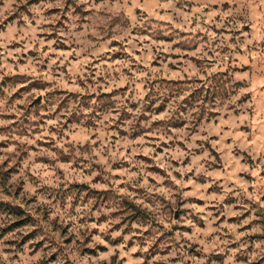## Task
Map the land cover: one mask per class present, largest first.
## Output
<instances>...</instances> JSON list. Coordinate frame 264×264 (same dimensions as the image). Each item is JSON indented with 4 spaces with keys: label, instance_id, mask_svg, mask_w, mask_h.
Wrapping results in <instances>:
<instances>
[{
    "label": "clouds",
    "instance_id": "clouds-1",
    "mask_svg": "<svg viewBox=\"0 0 264 264\" xmlns=\"http://www.w3.org/2000/svg\"><path fill=\"white\" fill-rule=\"evenodd\" d=\"M22 2L27 8L18 11L16 6L21 0H0V72L43 83L38 90L25 93L11 104L9 100L14 94L28 84L2 89L0 114L14 113L19 119L24 116L19 106L26 107L30 96H43L49 114H55L57 89L67 94L65 99L68 96L78 99H72L62 113L63 119L47 120L38 136H32L34 124L39 120L35 114L28 117L33 122L28 126V135L0 133V142H9L7 147L0 148V165L10 158L14 163L21 151L26 153L19 157L22 164L17 165L18 172L10 174L13 192L22 189L21 207L35 200L37 203L30 206L32 215L37 216V206L46 208L48 213L46 222L37 216L44 227V234L38 237L45 241L43 247L36 251L30 240L22 248H12L6 241L22 240L37 226L16 228L0 239V264H37L46 256L52 257V250L63 242L60 233L52 230L55 221L68 230L74 241L91 239L90 247L96 248V254L94 261L89 258L90 264H112L113 255H118L125 264H156L158 260L207 264L206 258L189 256L186 249L196 245L198 251L208 254L218 243L237 245L230 249L232 264H237V253L243 254L239 264L264 260V241L245 239L264 234V229L253 225L248 231H238L258 219L255 213L264 212L261 174L264 173V0ZM183 48L192 49L187 59ZM221 52L239 58L238 62L226 61ZM173 53L181 59H172ZM157 60L160 63L155 66ZM224 74H230L226 89L215 93L207 105L200 100L190 106L194 93L203 91L207 96L214 89L213 81ZM49 92L54 95L48 96ZM106 97L111 98L109 103L104 102ZM13 123L0 119V127ZM154 124L157 127L152 131ZM52 127L57 129L54 137L46 131ZM137 136L140 138L136 139ZM49 137L54 139L51 148L36 144L37 140ZM180 141L187 145L186 149L179 146ZM161 144L166 147L159 154L156 149ZM208 145L220 149L222 172L209 171L215 160ZM65 155L73 160L78 156L83 163L58 164ZM44 157L50 158V162H37ZM143 158H151L164 169L174 186H166L164 176H153ZM97 169L105 170V179L111 181L112 190L121 197L129 195V186L146 190L148 195L144 199L132 194L141 204L152 201L154 196H163L171 204L181 198L188 213L183 221L165 216L160 211L166 208L163 202L154 208L150 202L147 207L161 216V222L183 223L191 231L178 232L171 242L165 240L163 246L170 248L165 256L150 254L145 259L133 255L149 253L160 234L159 228L147 237L143 233L148 229H141L143 245L137 241L129 247L128 241L132 239L129 236L125 242L113 246L109 239L114 240L121 233L112 232L109 238V228L119 221L90 223L93 216L99 219L100 212L93 213L91 204H85L71 191L77 183L108 188V184L93 183L101 176ZM173 172L182 177L191 172L195 175L190 180L177 179ZM114 173L119 180L112 178ZM149 178L156 179L158 184L149 183ZM189 187L192 191L185 190ZM210 188L214 193L216 188L221 191L219 195H207ZM190 197L203 200V206L187 202ZM13 199L0 188V200ZM223 203L240 209L232 210V216L251 213L243 224L230 226L235 237L232 241H219L216 236L219 230L213 227L215 214L209 208ZM117 207H105L104 212L110 214ZM15 219L0 212V229L13 225ZM200 221L205 228L198 226ZM93 230H97L96 234ZM45 237L55 239L57 244L51 245ZM97 245L108 251H101ZM79 247L74 242L66 252L56 251L49 264H67L68 255Z\"/></svg>",
    "mask_w": 264,
    "mask_h": 264
},
{
    "label": "rangeland",
    "instance_id": "rangeland-1",
    "mask_svg": "<svg viewBox=\"0 0 264 264\" xmlns=\"http://www.w3.org/2000/svg\"><path fill=\"white\" fill-rule=\"evenodd\" d=\"M38 3V0H36ZM29 3H33V0H29ZM18 11H24L27 8V5L23 4L22 0L21 3H19L16 6ZM219 17H217V20ZM217 33H219V30L216 29ZM224 34L227 35V29H225ZM201 36L203 33L200 34ZM54 39L55 37H50ZM179 48L180 46L177 45ZM183 53H185V59L188 58V54L192 51V49L189 48H183ZM45 52L47 53V49H45ZM159 55V54H158ZM221 55H223L226 59V61L231 62L233 59H236L238 62L239 58H233L229 56L226 52H221ZM172 59H181V57L177 56L175 53H173ZM12 63H16V61H11ZM21 64H23V61H20ZM160 63L159 60L156 61V65L158 66ZM172 67H176V65H173ZM180 67H183V65H180ZM46 70V69H42ZM0 75H3V80L0 81V97L4 95V92L2 89L5 87L7 88H14L19 83H27L28 87L26 89L22 88L19 92H16L14 96L9 100V104L12 103L15 99H20L23 97V95L27 92H31L33 90H38L41 87L42 81L33 82L29 77L23 76V75H17V74H9L7 72H0ZM230 83V74H224L220 77H217L214 81V89L211 90L207 96H205L203 91H198V93H194L191 97V104L190 106H195V104L203 100L204 103L207 105L210 101H213V97L215 93L222 92L224 89L228 87V84ZM54 94L52 92L48 93V96H53ZM67 94L60 91L59 89L55 92V97L57 99V105H54L53 107H58V111L55 114H49V109L45 107V98L42 97H29L30 103L27 104L25 107L24 105H20L19 107L24 112V116L20 117L19 119L17 116L12 114H0V119H6V120H13L15 123L8 125L7 127H0V133L6 134V135H28V126L29 124L33 123L28 119L29 116L35 114L39 120L34 124V131L32 132V136H38L40 134V127L44 125V123L49 119H57L58 117L63 119L62 113L65 111L67 106L71 104L72 99H78L77 97L68 96V99H65V96ZM111 101L110 97H106L104 102L109 103ZM186 110V109H185ZM201 123H204V120L201 119ZM71 123V121H69ZM187 123V122H185ZM157 125L154 124L152 127V131L156 129ZM183 126H181V129ZM46 131L50 132L52 136L54 137L57 134V129L52 127L46 129ZM195 135V133H193ZM143 135V133L141 134ZM136 139H139L140 137H135ZM8 141L0 142V148L7 147ZM54 143V139L52 137H49L45 140H37L36 144L39 145L40 148H51L52 144ZM179 146L181 148L186 149L187 145L184 144L182 141L179 142ZM166 147L165 144H161L159 147H157L156 151L159 154L163 153V149ZM208 150L211 152L215 163L212 165L211 168H209V171H215V172H222L224 169L223 164V157L220 154V149L214 148L211 145H208ZM2 154V153H0ZM26 153L21 151L19 153L18 158L13 163L11 161V158L3 165H0V188L3 189L4 195L13 197L14 199L8 202H5L3 200H0V212H6L9 215L15 216V222L13 225H9L6 229H0V239H3L8 232L14 231L16 228H22L26 225H33L37 226L34 227V230L26 237H23L22 240H11L6 241V243H9L12 248L18 249L22 248L24 245L28 244V242L31 240L34 243H32V247L39 251L45 241L38 240V237L44 234V227L41 224V220L37 218L39 216L42 218L45 222L47 221V209L42 208L40 206H37L35 211L37 213V216H33L32 212L30 210V206L32 204H36L37 202L35 200H29L27 207H21V204L24 203V200L22 199L23 192L22 189L13 192L12 185H11V173L18 172L17 165L22 164V160L19 159V157L25 156ZM146 160L150 168L149 170L152 171L153 176H164L166 178V186H174L172 185L171 177H168L167 172L164 171V169L160 168L159 166L155 165V162L151 160V158H143ZM76 161H79V163H83L82 160L77 156L75 157V160L69 158L68 155H65L63 157L62 161H58L57 163H67V164H73ZM37 162H50V158L44 157L43 159L38 158ZM187 163L185 166H187ZM179 167V165H176ZM77 167H79V164H77ZM101 172V176L94 179V184H108L109 187L106 189L96 188L92 185H89L87 183H77L71 187V191L73 194L79 196L80 200H82L85 204H91L93 213L99 211L100 217L99 219H96L94 216L89 220L90 223H99V224H106L109 221H119L118 223H112L111 227L109 228V238L111 236L112 232L119 231L121 233L120 236L116 237L114 240L109 239V242L113 246H118L120 243L125 242L127 237L132 236V239L128 241L129 247H131L132 243L139 242L141 245L144 243V239L139 235L142 228H147L148 231L143 233V236L147 237L149 236V233H155L157 228H159L160 234L156 236L155 243H153L152 247L149 249V253H135L134 258H145L148 259L151 256H165L169 253L170 248H165L164 242L165 240H168L171 242V240L176 236L178 232H184L188 231L190 232L191 229L186 227L183 223H172L171 225L168 224L167 220H164V222H161V216L153 210L155 207V204H159L163 202L164 205H166V208H161L160 211L164 212L165 216H170L173 221H183L187 216L188 213L184 210L183 203L181 198H176V203L171 204L167 200L164 199L163 196L160 197H153L152 201L145 200L144 204H141L138 199H135L133 197V193L136 194V196H139L141 199H144L147 197L148 193L143 188L140 189H134L131 186H129V195L121 197L119 196L114 190L111 188V181L106 180L104 176L103 169H97ZM119 169H117V172ZM60 172H63V169H60ZM264 175V173H261ZM173 176H175L177 179H187L190 180L195 175V172L188 173L186 176H181L179 173L173 172ZM113 179L119 180L120 177L113 174ZM79 179V178H78ZM87 179V176L84 178ZM200 182V181H198ZM149 183L151 184H158V181L154 178H149ZM19 187V186H17ZM67 187V185L65 186ZM123 187V185H121ZM64 189L62 188L61 191ZM186 191H192L191 187L185 189ZM221 189L216 188L215 193L213 192V189H209L207 192V195H219ZM227 200V198H225ZM19 201V203H17ZM80 201L78 200L77 203ZM153 203V208L147 207L148 203ZM187 202H194L196 204H199L203 206L204 201L201 200L198 197H190ZM235 204V201L232 202ZM118 206L117 210L115 212H112L110 214H105L104 209L105 207H113ZM210 211H212L215 214V222L213 223V227L218 229L219 231L216 233V236L218 237L219 241L223 240H229L232 241L235 239L231 227L232 225H241L243 224V221L247 219L251 213H244L240 216H232L231 211L236 210L240 211L238 207L232 208L228 203H223L220 205V207H210ZM192 215H195L193 213ZM255 215L258 217V219L252 220L250 224L245 225L243 227L238 228V231L244 232L250 230L253 225L259 227L260 229H264V212H257ZM83 222V221H82ZM198 226L201 228H205L206 225L200 221L197 222ZM133 225H138L139 227L133 228ZM52 230L54 232L60 233V236L62 237V244L59 245L58 248L52 250V257H44L43 259L39 260L37 264H49V259L55 257V252H66L67 249H71L73 246V243H78L81 245L78 249H76L75 252H72L68 255V261L67 264H72L73 260L76 261V264H90L89 258H92L94 261L96 254V248L90 247L92 241L89 237H85L84 239L80 241H74L73 236L68 232V230L59 224V221H55L52 224ZM97 230H93V234H96ZM137 233V235H132L133 233ZM151 238V237H149ZM250 242H256V241H264V234L257 233L248 237H245ZM45 240L48 241L51 245H56L57 241L55 239H50L48 237H45ZM212 238H209V242H211ZM178 246V245H177ZM237 245L235 243L230 244H223L218 243L217 246L208 254H205L202 250H197V246L193 245L192 247H189L186 249L189 256H195L197 259L200 258H206L207 264H232L233 260V254L230 251V249L235 248ZM99 247L101 251L107 252V248H103L102 246H96ZM45 251H49V249H45ZM237 264H239V261L243 259L242 253H237ZM83 257L84 259H80ZM112 264H125L124 260H121L118 255L112 256ZM156 264H173V262H165L164 260H158L156 261ZM256 264H264V260L256 262Z\"/></svg>",
    "mask_w": 264,
    "mask_h": 264
}]
</instances>
